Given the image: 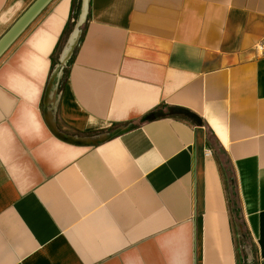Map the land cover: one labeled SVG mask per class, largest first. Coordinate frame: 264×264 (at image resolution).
<instances>
[{"label": "crops", "instance_id": "1", "mask_svg": "<svg viewBox=\"0 0 264 264\" xmlns=\"http://www.w3.org/2000/svg\"><path fill=\"white\" fill-rule=\"evenodd\" d=\"M71 8L0 57V264H264V0H83L56 88Z\"/></svg>", "mask_w": 264, "mask_h": 264}, {"label": "water", "instance_id": "2", "mask_svg": "<svg viewBox=\"0 0 264 264\" xmlns=\"http://www.w3.org/2000/svg\"><path fill=\"white\" fill-rule=\"evenodd\" d=\"M52 0H34L28 8L20 14V16L13 22V24L6 30V32L0 37V57L10 48V46L14 43V41L25 31V29L29 26V24L39 15L41 11L51 2ZM80 18L76 21V27L74 31L70 35L69 40H76L77 36L80 34V31L75 35L78 26H79ZM80 30V29H79ZM69 42V41H68ZM67 42V43H68ZM67 43L63 48L59 61L60 64L58 67L59 70L53 74V80L56 81L60 78L62 68L68 62L65 58H63V52L67 48ZM58 82L56 83L57 88ZM154 114H150V117H154Z\"/></svg>", "mask_w": 264, "mask_h": 264}, {"label": "trees", "instance_id": "3", "mask_svg": "<svg viewBox=\"0 0 264 264\" xmlns=\"http://www.w3.org/2000/svg\"><path fill=\"white\" fill-rule=\"evenodd\" d=\"M82 4H83V0H72V8H71V13H72L71 14V18H72V20L70 21V25L68 24L65 27V32L63 34V38H61V42L59 43L58 47L56 48V52H54V54H52V57H51L52 58V68H51V74L52 75L55 73L54 70L60 64V61H59V53L61 51V48L63 47V45H62L63 43L62 42H63V40H65L64 39V36H66V34L68 33V31H69L68 28L72 26L73 21H74V18H76V17H78L80 15V9L82 7ZM85 30H86V28L84 27L83 34L85 33ZM83 34L80 37V40L82 39ZM75 52H76V50H75ZM75 52H74V54H75ZM73 56L68 60V62L66 63V65H64L63 68H62V72H61L60 78L58 79L59 80L58 86H60V87L63 86V85H65V83H66V81H67V79L69 77L68 74H69L70 66H71V64L73 62V60H72L73 59ZM242 260H243V264H251L247 260V254L246 253L242 256ZM253 260H254V258H253ZM252 264H258V262L256 260H254Z\"/></svg>", "mask_w": 264, "mask_h": 264}, {"label": "rangeland", "instance_id": "4", "mask_svg": "<svg viewBox=\"0 0 264 264\" xmlns=\"http://www.w3.org/2000/svg\"><path fill=\"white\" fill-rule=\"evenodd\" d=\"M74 21H75V20H74ZM74 21H73V23H74ZM56 69L58 70L59 67H57ZM56 69L54 70V72H56ZM242 228H244V227L242 226ZM242 238H243L244 243L247 244V246H246V250L250 252V253H249V257L251 258V256H252L251 251H252V248H253V247H252V244L250 243V240H249V238H248V233H247V231H246L245 228H244V230H243Z\"/></svg>", "mask_w": 264, "mask_h": 264}, {"label": "bare ground", "instance_id": "5", "mask_svg": "<svg viewBox=\"0 0 264 264\" xmlns=\"http://www.w3.org/2000/svg\"><path fill=\"white\" fill-rule=\"evenodd\" d=\"M79 31H80V30L77 29L75 35H76ZM74 41H75V40L72 39V40L69 42L67 48H66L65 51L63 52V58H65V57H67V56L69 55V51H70V49H71V47H72V43H73Z\"/></svg>", "mask_w": 264, "mask_h": 264}, {"label": "built area", "instance_id": "6", "mask_svg": "<svg viewBox=\"0 0 264 264\" xmlns=\"http://www.w3.org/2000/svg\"><path fill=\"white\" fill-rule=\"evenodd\" d=\"M257 50L264 55V40H261L256 45ZM61 92H58L60 94Z\"/></svg>", "mask_w": 264, "mask_h": 264}]
</instances>
